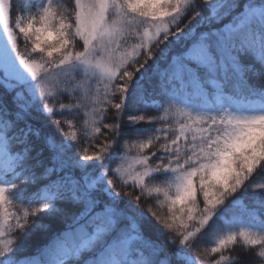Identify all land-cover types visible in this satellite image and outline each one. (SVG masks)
I'll list each match as a JSON object with an SVG mask.
<instances>
[{
  "label": "snow or ice",
  "instance_id": "obj_1",
  "mask_svg": "<svg viewBox=\"0 0 264 264\" xmlns=\"http://www.w3.org/2000/svg\"><path fill=\"white\" fill-rule=\"evenodd\" d=\"M68 2L0 0V264H264V0Z\"/></svg>",
  "mask_w": 264,
  "mask_h": 264
},
{
  "label": "trees",
  "instance_id": "obj_2",
  "mask_svg": "<svg viewBox=\"0 0 264 264\" xmlns=\"http://www.w3.org/2000/svg\"><path fill=\"white\" fill-rule=\"evenodd\" d=\"M15 3L18 7H23L25 5H28V6H33L37 3V0H15ZM64 4L66 7H71L72 5L68 2V0H64ZM25 15H27V13H24ZM22 47H23V44H22ZM61 102H64V103H67L69 102L68 101V98L65 96V97H62L61 98ZM150 114L152 115H160L162 113H159V112H155V111H150ZM71 118V117H70ZM84 113L83 111L81 113H79L78 115H76L75 119L77 121V131H79V127H80V124L79 122L82 121L84 119ZM106 122H110V121H107ZM160 125H156V127H159ZM65 131H68L67 128H65ZM92 144H95L97 143V141H92L91 142ZM84 146H87L86 144ZM112 167L115 168L116 167V164H112ZM243 219V222L247 223L248 220L246 218H242ZM54 228L56 227L55 225L53 226ZM45 242L44 238L37 234L35 235L32 240H31V243H32V248L30 249V251H35V249L39 246H41L43 243ZM234 255L236 254H239L241 256V262L242 264H251V256L248 255V256H245L244 253L241 251L240 248H237L236 249V252L233 253Z\"/></svg>",
  "mask_w": 264,
  "mask_h": 264
}]
</instances>
